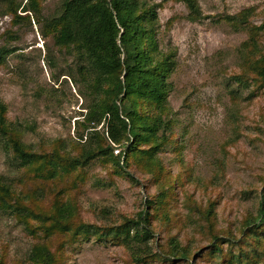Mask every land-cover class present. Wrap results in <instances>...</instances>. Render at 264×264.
Segmentation results:
<instances>
[{"label":"rangeland","instance_id":"374dc122","mask_svg":"<svg viewBox=\"0 0 264 264\" xmlns=\"http://www.w3.org/2000/svg\"><path fill=\"white\" fill-rule=\"evenodd\" d=\"M35 1L39 16L51 17L62 0ZM144 1L154 7L159 51L174 60L166 114L172 126L155 156L176 186L161 195L164 179L156 178L155 167L132 163V180L100 156L55 178H39L15 168L11 152L1 144L0 175L30 206L48 209L55 199L69 201L76 206L75 220L100 228L137 218L152 199L153 235L146 242L155 255L136 261L131 254L139 245L127 247L110 238H44L39 229L29 233L0 208V264H33L28 254L36 243L50 248L53 264H187L157 255L169 250L173 235L190 255L205 252L212 233L230 239L225 251L238 252L242 222L256 215L264 188V86L249 71L241 82L234 76L244 61L264 55V0H197L201 17L196 20L180 0ZM29 3L0 0V46L12 49L0 63L5 117L21 129L20 139L31 149L75 155L80 147L97 143L106 123L102 126V120L95 128L99 133L89 135L93 123L84 118L96 96L87 62L73 46H60L44 35ZM252 34L254 44L245 46ZM115 148L114 154L121 146ZM36 224L31 221L32 227ZM201 255L190 256L188 264L225 263L219 253L209 263Z\"/></svg>","mask_w":264,"mask_h":264},{"label":"trees","instance_id":"16d2710c","mask_svg":"<svg viewBox=\"0 0 264 264\" xmlns=\"http://www.w3.org/2000/svg\"><path fill=\"white\" fill-rule=\"evenodd\" d=\"M180 1L187 6L191 20L201 17L197 0ZM31 2L28 7L33 10L35 20L42 23L44 35H52L60 46H73L87 62L85 72L92 78L89 84L96 96L84 118L93 123L89 135L99 133L95 128L102 120V126L105 123L106 126L93 147L82 146L75 155L57 150L37 152L21 141V129L7 121L6 108L0 100V144L11 152L15 168L27 170L39 178L51 179L82 168L100 156L103 161H112L115 171L132 180H136L128 171L132 163L142 169L155 167L156 178L160 180L162 176L164 179L160 182L161 195L167 189L172 190L176 180L171 182L163 174L155 154L168 142L167 132L172 126V119L166 114L171 89L168 76L174 60L171 53H161L158 49L154 7L144 0H62L56 14L40 17L36 1ZM254 42L252 34L244 44L253 45ZM11 51V48L0 46V63ZM246 71L259 86H264V55L244 61L242 72L234 79L241 82ZM118 146L121 148L114 154ZM29 202L26 197L16 194L11 184L0 175V208L13 214L29 233L39 229L44 238L54 234L64 239L96 236V239L110 238L122 242L127 247L139 245L131 254L136 261L155 255L146 242L153 235L150 207L154 201L150 198L137 218H127L120 225L109 228L75 220L76 206L69 201L55 199L48 209L35 208L27 204ZM28 219L35 220L37 224L32 227V220ZM240 231L242 237L236 254L223 249L225 242L232 244L229 238L222 239L212 233L210 248L205 252H194V255L202 254L207 263L215 258V253H219L224 264L264 263V188L259 195L256 215H247ZM168 240L169 250L157 256L170 261L175 258L188 264L189 257H194L190 255L191 250L181 245L175 235ZM28 259L33 264L55 262L53 252L45 243L34 244Z\"/></svg>","mask_w":264,"mask_h":264}]
</instances>
